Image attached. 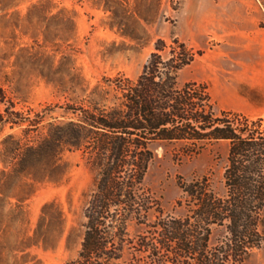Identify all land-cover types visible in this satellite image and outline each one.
Wrapping results in <instances>:
<instances>
[{"label":"rangeland","instance_id":"obj_1","mask_svg":"<svg viewBox=\"0 0 264 264\" xmlns=\"http://www.w3.org/2000/svg\"><path fill=\"white\" fill-rule=\"evenodd\" d=\"M221 1L231 0H0V88L20 121L0 131V264H65L76 257L99 174L86 149L57 140L58 127L76 119L74 109L110 103L108 81L135 78L158 39L207 51L220 35ZM192 62L178 72V84L205 85L219 115L225 109L206 82L193 80L200 68ZM151 148L144 178L151 206L144 219L127 223L134 241L150 237L160 212L185 214L179 181L205 178L224 192L227 141L191 155L179 142ZM261 216L264 233V209ZM215 237L216 231L212 243ZM123 261L150 258L131 247ZM243 264H264V241Z\"/></svg>","mask_w":264,"mask_h":264},{"label":"trees","instance_id":"obj_2","mask_svg":"<svg viewBox=\"0 0 264 264\" xmlns=\"http://www.w3.org/2000/svg\"><path fill=\"white\" fill-rule=\"evenodd\" d=\"M201 54L178 38L158 39L135 78L108 81L110 103L74 109L76 119L58 127L57 140L86 149L99 174L83 211L80 248L65 264H125L124 252L131 247L150 258L145 264H243L262 245L263 120L229 110L217 115L205 85L178 84V72ZM2 105L0 131L20 122L0 88ZM220 140L228 142L224 192L213 191L205 178L179 181L185 214L160 212L150 237L132 240L128 221H141L151 206L144 188L151 145L179 142L191 155Z\"/></svg>","mask_w":264,"mask_h":264},{"label":"crops","instance_id":"obj_3","mask_svg":"<svg viewBox=\"0 0 264 264\" xmlns=\"http://www.w3.org/2000/svg\"><path fill=\"white\" fill-rule=\"evenodd\" d=\"M220 7V35L193 61L200 68L193 80L206 82L223 109L264 119V0Z\"/></svg>","mask_w":264,"mask_h":264}]
</instances>
